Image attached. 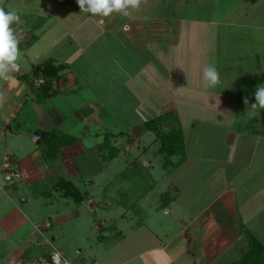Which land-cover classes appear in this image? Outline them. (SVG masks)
<instances>
[{
  "label": "crops",
  "instance_id": "0c3cea01",
  "mask_svg": "<svg viewBox=\"0 0 264 264\" xmlns=\"http://www.w3.org/2000/svg\"><path fill=\"white\" fill-rule=\"evenodd\" d=\"M257 2L258 12L244 18V24L238 21L234 26V33L236 27L241 29L238 41L242 40L241 34H250L255 40H251L252 48L243 50L240 43L242 46L231 52L237 59L235 64L228 63L229 59H225V65L216 64L220 51L219 48L208 49L203 42V19L186 21L188 31L181 29V19L177 31L156 32V23L161 22V18L171 22L170 15L168 18L165 13L158 20L153 19L152 28L145 29L141 21L148 19L145 14L126 17L131 20L118 27L108 17L88 14L66 16L67 25L58 34H34L27 41L29 48L45 36L46 41L50 39V45L60 47L59 54L49 57L38 54L34 63L53 58L57 64H66L52 80L53 95L42 96L19 77L30 73L33 67L29 72L21 68L15 73L11 86L5 82L7 99L18 101L21 111L25 109L21 124L29 120L30 105L26 104L30 100H52L55 112L52 119L56 126L35 123V134L40 142L60 127L69 139L62 140L65 144L58 148L59 152L81 147L75 126L88 121L83 134L88 128L108 127L115 137L129 134L127 140L131 146L137 144L138 148L149 150L155 142L161 141L163 151H175L171 154L172 160L168 158V164H164L167 186L175 191L173 201L162 205V208L168 207L165 214H172V223L167 224L170 233L165 232L167 226L157 229L149 226L154 209L144 198L153 189L150 185L147 195L142 192L143 204L135 207L139 200L135 197L136 203L132 201L126 211L137 216L139 223L131 225V232H120L121 246L128 257L118 264L127 261L132 264H150L149 261L151 264H218L223 255L246 239L248 232L264 229V110L249 118L244 104L245 98L249 105L255 103V90L264 85V0H255ZM207 22L214 23V19L211 17ZM125 24L129 25V30L123 29ZM39 25L34 24L31 30L38 29ZM230 41L235 44V37ZM251 53L253 61L246 62V56ZM209 65H214L220 73V84L213 88H205L203 81V69ZM231 85L238 88L237 92L226 89ZM6 103L7 100L0 110L6 108ZM9 110L5 130L19 117L16 111ZM99 134L100 131L95 133ZM169 142L171 146L181 142L182 151L179 149L178 153L176 147L165 148ZM164 158L166 160L167 155ZM17 161L20 169L40 165L30 156ZM137 164L143 162L140 160ZM150 164L151 161L147 163ZM40 166L41 170L45 167ZM22 200L27 201L23 198L21 203ZM6 204L2 203L1 207ZM154 207L159 208L160 204ZM73 211L78 214V209ZM2 214L0 221L3 222L15 215ZM5 222L6 226L0 224L3 226H0V236L22 237L28 252L31 249L40 252L36 257L47 251L39 235L30 233L29 224ZM243 243L244 248L251 246L249 240ZM238 253L239 257L229 259L227 264H237L245 251L238 250ZM21 256L19 253L11 264H17Z\"/></svg>",
  "mask_w": 264,
  "mask_h": 264
},
{
  "label": "rangeland",
  "instance_id": "374dc122",
  "mask_svg": "<svg viewBox=\"0 0 264 264\" xmlns=\"http://www.w3.org/2000/svg\"><path fill=\"white\" fill-rule=\"evenodd\" d=\"M4 7L6 11L15 10L20 15L22 23L12 27L18 35L23 37L19 44L21 53L19 63L22 70L28 72L38 59V54L49 57L54 53L59 54L60 51V47L50 45V39L46 41L45 36L28 48L27 41L32 39L34 34L50 32V35H56L67 25L66 16L80 17L89 14L81 12L76 0H4ZM253 12H258V2L255 3V0H147V3L142 4L138 10L132 11L131 16L134 18L145 14L148 19L141 20L142 25L145 29H151L153 19L158 20V17L165 13H167L166 17L170 15L171 22L161 18V22L156 23V32H162L164 29L175 32L181 25V21V29L188 31L189 23L186 21L203 19L205 32L202 40L210 50L219 48L220 59L216 61V64L221 66L227 63L225 59H229L228 63L231 64L237 62L235 55L231 52H235L238 46L241 47L240 43L243 44V50L252 48V41L255 42V40L251 39V35L241 34L242 40L238 41L241 29L238 30L236 27V33L233 29L238 21L244 24V18H249ZM211 17L214 23L207 22ZM108 18L109 21L114 20L116 27L122 26L126 20H131L119 13H113ZM34 24L40 25L38 29L31 30ZM234 37L236 42L232 44L230 38L234 39ZM47 47L48 52H46ZM251 55L252 53L246 56V62L253 61ZM210 61L214 63L212 59ZM4 85L5 82L0 81V87L4 88ZM221 89L225 91L223 87ZM226 89L237 92L238 88L231 85ZM26 105H30L29 120L22 124L20 123L21 114L25 109L23 108L22 111L18 109V101L7 99L6 108L0 110V217L2 213L15 214L4 220L5 223L13 220L16 224H29L32 235H39V239L44 242L49 239L53 246L62 250L72 264H118L128 257L121 246L120 232H131V225L139 223L137 216L126 211L131 207L132 201L136 203L135 197H139L135 207L143 204L142 192L144 191L147 195V189L152 185V191L144 198L150 208L154 209L153 217L148 223L153 229L167 226L165 232L168 233L167 224L171 222L172 214H165L168 207L162 208V205L173 201L175 191L167 186L164 164L167 165V159L172 160L173 157L169 150H162L161 141L155 142L152 148L145 150L143 147L138 148L137 144L131 146L132 143L127 140L130 137L129 134L115 137L108 127L103 129L101 126H96L93 130L88 128V131L83 134V128L89 125L88 121L81 126H75L81 140V147L59 152L58 148H62L65 144L62 140L69 139L60 127L57 126L54 134H50L48 139L43 138L38 143L34 135L35 123L56 126L55 120L52 119L55 116L52 100L33 98ZM9 108L16 111L15 114L19 117L13 119L9 124L10 127L5 130L6 117L11 113ZM99 131L100 134L96 136L95 133ZM172 144L173 146L167 144L165 148L176 147L178 153L182 151L181 142ZM64 154L65 157H62ZM165 155H167L166 160H164ZM29 156L37 159L38 164H43L44 169L41 170L40 165L34 164L20 169L17 160H23ZM8 157H11V165L6 166ZM139 159L143 164H137ZM150 161L151 164L148 166L147 163ZM13 171L21 176L6 180V174ZM62 177L73 181L84 195V200L77 202L63 195L64 188L60 187ZM163 190L165 192L162 194ZM23 198L27 201L22 200L23 203H21L20 200ZM6 202L8 205L1 207L2 203ZM16 202H20V205L17 206ZM157 204H160L159 208L154 207ZM172 205L176 208L174 203ZM76 209L78 214L73 211ZM131 216L135 218L132 219ZM47 221L51 226L46 228L42 223ZM4 222L1 220L0 224L3 225ZM161 224L164 226H160ZM36 225H41L40 228H43L41 233L36 230ZM263 230L259 229L258 232L261 233L257 230L248 232L246 239L237 243L230 253L223 255L218 264H227L228 261L239 257L238 250L246 251L247 247L244 248L242 244L246 240L250 241L251 234H256L258 242L264 247ZM53 237H55L54 240ZM34 239L39 241L37 237ZM27 247L28 245L20 236L14 239L0 236V264H11V260H15L19 253L23 256L17 264H22L40 253L32 249L28 252ZM240 258L237 264H242ZM263 258L264 248L261 258L258 259L260 264H264ZM149 263L151 264L150 261ZM121 264L132 263L127 261Z\"/></svg>",
  "mask_w": 264,
  "mask_h": 264
},
{
  "label": "clouds",
  "instance_id": "9594fccd",
  "mask_svg": "<svg viewBox=\"0 0 264 264\" xmlns=\"http://www.w3.org/2000/svg\"><path fill=\"white\" fill-rule=\"evenodd\" d=\"M76 2L81 12L92 16L109 17L113 13H119L129 17L132 11L138 10L142 4L147 3V0H76ZM20 23H22L20 15L15 10L6 11L4 0H0V81L8 83L9 86L15 80L14 74L21 71L19 44L23 37L12 27ZM123 29L129 30V25H123ZM203 81L205 88H213L220 84V73L214 65L203 69ZM254 97L255 103L250 105L248 99H244L249 118L257 116L264 110V85L257 86ZM6 100V90L0 87V107Z\"/></svg>",
  "mask_w": 264,
  "mask_h": 264
},
{
  "label": "trees",
  "instance_id": "16d2710c",
  "mask_svg": "<svg viewBox=\"0 0 264 264\" xmlns=\"http://www.w3.org/2000/svg\"><path fill=\"white\" fill-rule=\"evenodd\" d=\"M65 66L66 64H57L53 58H48L35 64L30 73L21 74L19 77L26 80L31 88L42 96H51L55 92L52 90V80L59 76ZM40 79H43V82H38ZM166 139L170 141L171 138L167 137ZM164 143L166 144V142ZM169 145H171V142H169ZM169 153L173 154V150H169ZM60 183V187L64 188L63 195L77 202L84 200V195L77 189L70 178L62 177ZM250 237L251 246L245 251L240 262L242 264H260L258 259L261 258V252L264 247L254 236L250 235Z\"/></svg>",
  "mask_w": 264,
  "mask_h": 264
},
{
  "label": "built area",
  "instance_id": "2783aa9c",
  "mask_svg": "<svg viewBox=\"0 0 264 264\" xmlns=\"http://www.w3.org/2000/svg\"><path fill=\"white\" fill-rule=\"evenodd\" d=\"M38 82H43V79H40ZM9 158V157H8ZM6 166L11 165V157L7 159V162L5 164ZM17 165V164H16ZM15 165V166H16ZM21 176V174L17 173L15 174V171L8 172L5 176L6 180H13L15 177ZM42 225V224H41ZM41 225H36V228L41 233V230L43 228H40ZM45 227L51 226L50 222L47 221L43 223ZM45 243L47 245V251L44 254H41L40 256H37L30 261H28L26 264H72L63 254L62 250L59 249L56 246L52 245V242L49 239L45 240ZM51 245V246H50ZM55 257V259H54Z\"/></svg>",
  "mask_w": 264,
  "mask_h": 264
},
{
  "label": "water",
  "instance_id": "95a60500",
  "mask_svg": "<svg viewBox=\"0 0 264 264\" xmlns=\"http://www.w3.org/2000/svg\"><path fill=\"white\" fill-rule=\"evenodd\" d=\"M35 135H36V136H35V141L38 142L37 138H38L39 136H38L37 133H36Z\"/></svg>",
  "mask_w": 264,
  "mask_h": 264
}]
</instances>
